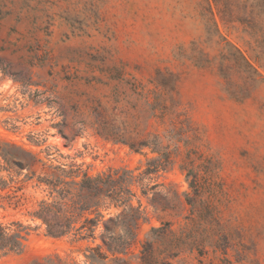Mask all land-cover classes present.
<instances>
[{
	"label": "rangeland",
	"instance_id": "obj_1",
	"mask_svg": "<svg viewBox=\"0 0 264 264\" xmlns=\"http://www.w3.org/2000/svg\"><path fill=\"white\" fill-rule=\"evenodd\" d=\"M158 72L172 79L178 107L146 132L170 146L171 163L153 176L162 186L142 198L129 254L107 264H143L153 227L165 229L146 264H264V0H0V140L48 164L145 169L157 154L107 142L74 116L99 104L129 107L136 80L161 92L151 83ZM24 193L25 205L0 209L1 220L37 224L27 216L37 194ZM89 245L42 228L0 264L50 255L89 264Z\"/></svg>",
	"mask_w": 264,
	"mask_h": 264
},
{
	"label": "trees",
	"instance_id": "obj_2",
	"mask_svg": "<svg viewBox=\"0 0 264 264\" xmlns=\"http://www.w3.org/2000/svg\"><path fill=\"white\" fill-rule=\"evenodd\" d=\"M214 3L218 5L220 0H214ZM234 49V59L244 64L250 76L261 77L247 58ZM157 75L151 83L160 87L161 92L147 89L136 80L131 84L133 102H128L129 107L109 110L99 104L88 113L74 116L75 126L81 130L91 129L107 142L128 147L134 153L149 149L157 154L159 157L149 160L145 169L118 167L92 174L83 168V164H48L37 152L12 141L0 140V209L16 210L24 206V201L29 199L24 190L29 187L37 194L27 212V216L37 222L35 226L22 221L6 223L0 219V256L22 254L29 236L42 228L52 238L94 244L86 249L89 264H107L109 255L120 261L117 255L129 254L137 241L140 222L145 219L142 198L162 186L153 182V176L166 170L171 163L170 146L164 144L160 135L146 132L152 119L163 120L174 114L178 107L172 79H167L161 72ZM25 85L27 88L31 84ZM195 184L190 187L194 188ZM172 194L182 204L180 195ZM164 229L151 228L142 244L140 258L143 264L151 255L152 240L158 239ZM34 264L77 263L60 255H50Z\"/></svg>",
	"mask_w": 264,
	"mask_h": 264
}]
</instances>
